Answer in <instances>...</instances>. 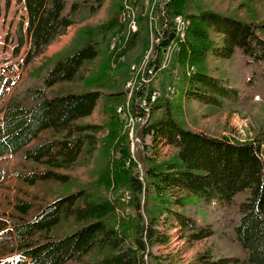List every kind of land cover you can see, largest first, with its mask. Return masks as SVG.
Returning <instances> with one entry per match:
<instances>
[{
  "label": "trees",
  "instance_id": "obj_1",
  "mask_svg": "<svg viewBox=\"0 0 264 264\" xmlns=\"http://www.w3.org/2000/svg\"><path fill=\"white\" fill-rule=\"evenodd\" d=\"M21 1L27 14L17 26L15 50L28 45L25 65L73 25L75 15L97 14L104 2ZM141 3L115 0L111 21L80 27L74 42L21 79L4 103L0 189L14 178L30 185L52 180L70 190L36 210L34 201L19 197L12 213L0 210V264H146V256L153 264H163L151 247L168 242L159 224L165 227L170 218L188 241L209 236L221 241L223 254L211 247L198 257L199 264H264V121L252 141L240 142L193 131L178 117L182 98L207 100L236 111H251L261 103L258 100L264 101V17L223 15L196 0L164 2L157 59L177 36L173 17L182 14L192 23L179 42L173 68L162 71L164 96L153 103V113L163 110V114L140 132L143 138L152 133L155 144L173 145L176 155L157 162L138 150L133 157L125 119L110 104L102 108L107 115L108 147L97 177L82 183L62 171L73 167L82 153L93 154L97 148V133L103 125L79 120L99 106L105 94L101 88H107L111 80L115 85L124 74L126 67L121 63L138 32L112 52L109 67L106 64L101 73L85 79L89 90L48 96L49 88L77 77L82 81L87 62L100 55L113 29L117 33L127 27L125 15ZM210 57L227 61L228 72L220 75L210 65ZM187 66L194 70L187 74ZM14 84L11 77L0 76V97L5 87ZM168 85L174 86V93L167 90ZM150 89L146 84L135 91L134 110L141 115L140 99L148 97ZM140 162L143 179L136 169ZM130 208L135 212H127ZM57 225L70 231L52 234Z\"/></svg>",
  "mask_w": 264,
  "mask_h": 264
},
{
  "label": "rangeland",
  "instance_id": "obj_2",
  "mask_svg": "<svg viewBox=\"0 0 264 264\" xmlns=\"http://www.w3.org/2000/svg\"><path fill=\"white\" fill-rule=\"evenodd\" d=\"M164 1L165 0H142V3L131 11V21H129V14H124L127 27L117 33H113L115 29L112 30L107 42L102 46L100 55L87 62L84 70L85 78L82 81H79V78L77 77L72 81L60 82L49 88L48 96L72 91L89 90L88 88L90 87L86 86V82L88 81L85 79H88L89 76H96L98 73H101L106 64L107 67H109L112 52L119 50L133 33L138 32L133 47L128 49L126 58L121 63V65H125L126 71L119 79H117L115 85H113L114 83L111 80L107 85V88H101L105 94H108L109 92L115 94L120 91L124 92L118 96L111 97L104 94L99 102V106L94 110L93 114L79 120L80 123L100 124L103 125L104 128L97 133L98 143L93 154L89 152L82 153L73 167L62 170L63 172L72 175L78 182L86 183L95 179L106 161L104 153L105 148L108 147V140L106 137L108 129L105 126L107 115H105L102 110L103 106H110V104L116 105L117 112L122 117L123 114L120 113L118 109H124V105L128 106L129 112H135L133 104L135 91L140 85H142V82H144L145 74L149 70L150 57L158 56L157 46L160 39L158 37L162 31L161 14H163V12L161 10L163 8L161 6L165 5ZM196 1L200 3L201 7L240 19L264 17V0ZM114 4L115 0H104L102 8L97 14L89 15L88 17H83L80 13L75 15L74 18L76 22L63 34L58 35L51 43L57 44V48L54 47L52 50L53 53H48L47 51L49 50V47H47L43 54L37 56L28 65H25L24 57L28 45L26 44L22 46L18 52L15 50V45L18 43L17 26L22 20L26 19L24 3L21 0H0V58L5 62L16 61L22 62L23 64V71H21L19 76L5 77H11L16 84L5 87L4 94L0 97V116L4 103L21 79L26 78L31 72L41 68L45 62L61 51L63 47L68 44L70 45L72 40L76 37L80 27L85 26L88 23H108L111 21V18L116 14L115 9H113ZM178 15L180 14L175 16ZM181 16L184 19L183 26L180 30H177V36L172 41L170 47L165 48L166 52L162 49V52L159 54V61H165V70L173 68L175 64L173 61L175 58L174 53L177 51V45L175 44L179 43L181 39L186 37V30L192 23V21L189 20V17L185 16V18L184 15ZM120 17L121 16H119V18ZM133 22L137 26L136 31L133 30ZM209 63L213 66V69L219 72L220 75H224L228 72L227 61L210 57ZM137 64H139V68L136 70ZM3 67H6L7 69L6 64H0V71ZM162 68V66H154V74L157 76L153 83H147L148 87H151L149 91L156 89V86L159 87V82L163 85L162 76L159 72ZM100 79L102 80V77H100ZM108 81L109 79L107 82ZM171 91H174L173 87ZM206 101L207 100L201 102L194 99L187 100L182 98L183 107L181 111L178 112V117L181 123L193 131L204 132L218 138L227 137L240 142H246L254 139L255 132L259 129L261 122L264 121V119L260 120V117L264 116V101L261 99L258 100L261 101V103L256 105L251 111L245 109L236 111L224 108L220 105H213ZM152 105L150 106L149 111L145 113L142 124H135L132 125L130 129H124L127 134L129 133V145L131 146L130 152L133 157L134 155L136 156L137 151L139 150L143 152L145 158H151V160L161 162L172 159L176 155L177 149L166 142H157V144H155L152 133L145 135L144 138L141 137V128L147 126L149 123L152 108L154 106ZM162 114L163 110H156L153 113L152 119H155ZM262 151L264 153V144L262 145ZM110 152H112V149ZM31 165L35 166V164ZM38 167L41 169L46 168L42 165H38ZM143 167V163L141 162L136 166V169L140 171V177L142 179L144 173ZM64 186L65 185L62 186L60 183L58 184L52 180L38 181L35 184L30 185L13 178L12 180L7 181L0 189V210L12 213L14 211L13 203L18 197L34 201V210H36L41 205L56 199L59 195L70 190L69 187L65 188ZM111 197H114V195L111 194ZM129 211L135 212L133 208L128 209L127 212ZM163 217H165V215H163ZM159 228L163 229L169 236L168 242H155L151 247L153 253L157 255L160 263L199 264L197 261L198 257L201 254H205L211 247L216 248L217 254H223L221 241L218 242L214 236H209L195 242L183 238L181 228L178 226V223H176L174 218H170L165 227L162 223L159 224ZM69 231L70 228L65 225H57L52 228L51 233L62 235ZM146 260V264H153L147 256Z\"/></svg>",
  "mask_w": 264,
  "mask_h": 264
},
{
  "label": "built area",
  "instance_id": "obj_3",
  "mask_svg": "<svg viewBox=\"0 0 264 264\" xmlns=\"http://www.w3.org/2000/svg\"><path fill=\"white\" fill-rule=\"evenodd\" d=\"M168 1L169 0H165L164 2H168ZM128 16L130 17L129 20L131 21L132 14H129ZM132 24H133V30L136 31L137 26L135 25L134 22ZM158 38H160V41H161V37L159 36ZM175 45H177V50H179V47H178L179 43H177ZM159 59L160 58L157 59V56L156 57H150L149 70L145 74L144 82H142V85H146L147 83H153V81H155V77L157 75L154 74V66H162L163 68L165 67V61L160 62ZM138 68H139V64H137L136 70ZM18 71H19L18 64L12 63L10 65H7V72H0V74L1 75L13 74L14 72L17 73ZM169 89L171 90L172 86H170ZM161 96H162V91H161L160 87L156 86L155 103L161 98ZM140 101L141 102H140L139 108L141 107V109L144 112L142 115L137 112L138 111L137 108H136V112H129L128 106H125V105H124V109H118V111L123 114V117L125 119V129H130L132 125L143 123L144 115H145V113H147L148 106L145 105V96L142 97V99H140ZM126 196L130 197L131 196L130 192H127Z\"/></svg>",
  "mask_w": 264,
  "mask_h": 264
},
{
  "label": "bare ground",
  "instance_id": "obj_4",
  "mask_svg": "<svg viewBox=\"0 0 264 264\" xmlns=\"http://www.w3.org/2000/svg\"><path fill=\"white\" fill-rule=\"evenodd\" d=\"M173 24L174 27L177 30H180L181 27L184 24V19L181 15L175 16L173 18ZM172 43V42H171ZM171 45V44H170ZM170 45L168 47H170ZM135 68V67H134ZM0 72H7L6 67H3V69ZM6 75V74H4ZM155 94H156V89L151 90V92L149 93L148 97L145 98V105L148 106L147 111H149L150 106L155 102Z\"/></svg>",
  "mask_w": 264,
  "mask_h": 264
},
{
  "label": "crops",
  "instance_id": "obj_5",
  "mask_svg": "<svg viewBox=\"0 0 264 264\" xmlns=\"http://www.w3.org/2000/svg\"><path fill=\"white\" fill-rule=\"evenodd\" d=\"M49 47V50L47 51L48 53L52 52L53 48L56 47L57 48V44H51L48 46ZM60 49V48H59ZM53 53V52H52Z\"/></svg>",
  "mask_w": 264,
  "mask_h": 264
}]
</instances>
